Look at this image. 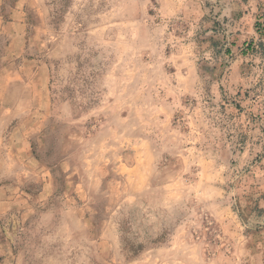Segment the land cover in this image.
<instances>
[{
	"label": "rangeland",
	"instance_id": "374dc122",
	"mask_svg": "<svg viewBox=\"0 0 264 264\" xmlns=\"http://www.w3.org/2000/svg\"><path fill=\"white\" fill-rule=\"evenodd\" d=\"M264 0H0V264H264Z\"/></svg>",
	"mask_w": 264,
	"mask_h": 264
},
{
	"label": "trees",
	"instance_id": "16d2710c",
	"mask_svg": "<svg viewBox=\"0 0 264 264\" xmlns=\"http://www.w3.org/2000/svg\"><path fill=\"white\" fill-rule=\"evenodd\" d=\"M263 30H264V26H263Z\"/></svg>",
	"mask_w": 264,
	"mask_h": 264
}]
</instances>
